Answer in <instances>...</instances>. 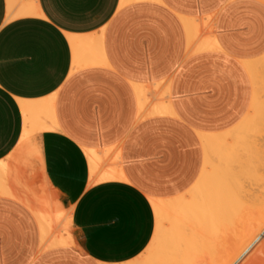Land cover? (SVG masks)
<instances>
[{
  "label": "crops",
  "instance_id": "0c3cea01",
  "mask_svg": "<svg viewBox=\"0 0 264 264\" xmlns=\"http://www.w3.org/2000/svg\"><path fill=\"white\" fill-rule=\"evenodd\" d=\"M262 56L258 0H0V264L138 258L155 230L150 200L194 185L199 134L244 118L253 90L243 62ZM19 101L48 117L26 120ZM46 189L50 212H70L75 246L40 251L25 203L42 209Z\"/></svg>",
  "mask_w": 264,
  "mask_h": 264
},
{
  "label": "bare ground",
  "instance_id": "6f19581e",
  "mask_svg": "<svg viewBox=\"0 0 264 264\" xmlns=\"http://www.w3.org/2000/svg\"><path fill=\"white\" fill-rule=\"evenodd\" d=\"M258 1L264 3V0ZM26 12L31 11L29 9ZM182 22L190 33L193 27L189 20L182 19ZM211 47L208 42L200 46L201 49ZM243 66L249 73L253 90L247 114L235 127L224 133L199 134L204 150V162L198 179L187 192L176 198L150 200L155 215L152 240L138 258L124 264H192L200 253H215L213 251L216 240L222 231L228 236L234 235L235 237H230L235 238V243L231 251L228 247L230 252L223 259H214L212 264H240L244 263L251 250L263 241L264 142L261 143L264 139V56L243 62ZM19 105L26 120L34 110H40L48 117L49 108L43 104L19 101ZM161 111L162 109L159 112ZM163 112L166 111L163 109ZM39 128L52 127L42 125ZM30 134L31 131L25 127L21 142ZM92 158L97 163L94 161L96 164H90V167L94 165L93 168L97 169L98 156L96 155V159ZM2 166L0 164V167ZM113 170L115 169H112L114 175L116 171ZM107 171L111 173L110 169ZM5 173L4 171L3 175ZM109 173L106 174V170L104 172L106 176H109ZM4 179L6 180V177ZM4 184L6 185V182L3 181L1 191L6 190ZM54 193L45 190L41 201L42 209L25 203L39 225L40 251L50 247L75 246L74 238L69 232L70 212H50L51 201L56 198ZM228 226L240 227V230L233 232L232 228L225 231ZM212 256L215 258V255ZM201 257L203 256L197 259Z\"/></svg>",
  "mask_w": 264,
  "mask_h": 264
},
{
  "label": "rangeland",
  "instance_id": "374dc122",
  "mask_svg": "<svg viewBox=\"0 0 264 264\" xmlns=\"http://www.w3.org/2000/svg\"><path fill=\"white\" fill-rule=\"evenodd\" d=\"M263 142H264V139L262 140V143L261 142L260 143L263 144ZM232 228H233V232L240 230V227L237 228L236 226H228V229H226L225 231H227L229 229H232ZM224 233L222 231L220 233V235H218V237H217L216 246L214 247V250L215 251H213L215 253H212V255H215L214 256L215 258H213V256L210 253L203 252V253L198 254L197 258L200 257V256H203V257H201L199 259L195 258L196 261L194 260L192 262V264L194 262H196L194 264H198V263H200V264H208V263H211L212 264V261H214V259L215 260L217 259L218 261L221 260V259H223V257H225L232 250V248L234 246V243H235V238H231L234 235H232V236L229 235L228 236V235H226V233L225 234ZM221 234H223V236H221ZM227 234H229V233H227ZM263 242H264V239L256 247H254L253 250H251L250 255L248 254L249 257H246L247 260H245L246 259L245 258L244 259V263H240V264H264V243ZM228 247H229L230 251L228 250ZM258 247H259V249H258Z\"/></svg>",
  "mask_w": 264,
  "mask_h": 264
}]
</instances>
